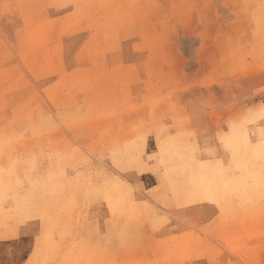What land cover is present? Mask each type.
<instances>
[{
  "label": "rangeland",
  "instance_id": "374dc122",
  "mask_svg": "<svg viewBox=\"0 0 264 264\" xmlns=\"http://www.w3.org/2000/svg\"><path fill=\"white\" fill-rule=\"evenodd\" d=\"M145 1L0 0V264H264V75L250 76L264 71L257 43L264 30L254 31L256 42L202 46L201 57L190 58L161 20L159 0L152 22ZM213 50L227 59L213 61ZM115 95L143 118L132 130L116 126L117 138L104 143L98 120L111 115ZM58 126L89 139L57 136ZM33 153H67L61 168L81 166L83 153H166L164 165L183 157L182 173L165 175L170 187L184 191L186 203L222 202V211L169 237H124L153 228L148 214L126 206L113 214L125 217L123 236L101 237L93 224L67 235L68 216L56 209L69 190L53 189L49 170L21 194ZM196 153L235 160L219 169L191 161ZM106 193L113 207L114 189ZM89 194L96 198L97 190Z\"/></svg>",
  "mask_w": 264,
  "mask_h": 264
},
{
  "label": "crops",
  "instance_id": "0c3cea01",
  "mask_svg": "<svg viewBox=\"0 0 264 264\" xmlns=\"http://www.w3.org/2000/svg\"><path fill=\"white\" fill-rule=\"evenodd\" d=\"M159 3L158 12L161 20L175 32L172 38L174 44L180 46L185 56L190 58H200L202 46L228 47L244 45L253 40L256 42L257 36L254 31L264 30V0H159ZM145 5L146 14L148 17L152 16L154 1L146 0ZM148 21L152 22L154 18L149 17ZM148 28H152L151 24ZM257 40L259 45H264L263 40ZM81 41L82 43L74 45L73 56L77 54L80 46H85L86 40ZM103 48L104 45L98 46L97 56L102 54L100 51ZM104 56L106 59V55ZM135 56L138 57V54ZM144 57V60H147L149 54L145 53ZM109 58H112V55ZM226 59L221 52L213 50V61L221 62ZM126 60L137 59L130 56V59ZM263 75L264 71H257L250 76ZM117 98L115 95L114 104L110 105L111 115L98 120L102 126L99 136L104 143L116 136L114 135L116 126H128L132 130V127L137 126L138 120L143 118L137 112L125 111L128 107L120 106ZM183 103L186 106V98H183ZM144 112L145 119L150 122L149 127H153L152 109H146ZM194 116L195 119L199 118L197 114ZM210 116L213 120V115ZM87 120L79 119L75 124L84 126ZM195 123L199 124L198 120ZM56 131L57 136L59 134L71 136V139L77 136V139L82 141L89 139L88 133L85 132L70 133L60 126ZM149 131L150 135L152 134L151 141H154L153 130L149 128ZM57 141L65 140L55 138V142ZM65 154L67 153H33L36 159L35 166L23 170L25 182L22 184L24 190H21V194H26V187L29 189V180L40 185L42 173L49 170L51 187L55 190L61 187L69 190L68 195L64 196L66 202L64 209L59 207L56 209L58 213H66L68 216L65 227L67 235L74 231L83 232L89 228V224H93L99 229L101 237H105L110 230L118 232L117 236H123L120 230H127L122 229L125 217L113 220V214L117 210H126V206L133 208L135 213L148 214L153 228L148 232H145L147 231L145 228L144 232L132 229L128 231L131 233H125L124 237H169L176 232L185 231L187 223L202 224L211 221L222 211V202L216 203L215 200L206 197L186 203L184 191L170 187L165 175L182 173L186 166V159L183 157L173 158L168 165H164L163 158L166 153H83L85 157L81 160V166L61 168L59 160ZM47 157L50 158L49 164ZM136 157L142 160L133 162ZM234 160L233 153H196L191 161L207 166L208 163H213V166L217 165L219 169L221 167L231 169ZM111 188L114 189V208L106 193ZM90 190H97L96 198L90 197ZM123 197L125 201L122 200ZM73 214L79 216L76 218ZM75 220L78 222L77 227ZM42 223L40 220L39 225Z\"/></svg>",
  "mask_w": 264,
  "mask_h": 264
}]
</instances>
